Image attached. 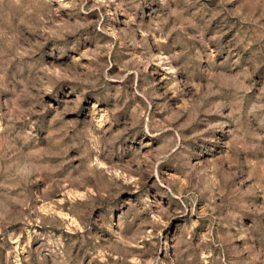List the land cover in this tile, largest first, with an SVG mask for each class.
Masks as SVG:
<instances>
[{
    "label": "rangeland",
    "instance_id": "rangeland-1",
    "mask_svg": "<svg viewBox=\"0 0 264 264\" xmlns=\"http://www.w3.org/2000/svg\"><path fill=\"white\" fill-rule=\"evenodd\" d=\"M0 264H264V0H0Z\"/></svg>",
    "mask_w": 264,
    "mask_h": 264
}]
</instances>
